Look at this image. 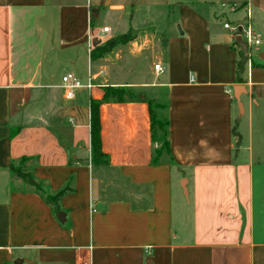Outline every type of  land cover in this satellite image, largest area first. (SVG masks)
Wrapping results in <instances>:
<instances>
[{
	"label": "crops",
	"instance_id": "obj_1",
	"mask_svg": "<svg viewBox=\"0 0 264 264\" xmlns=\"http://www.w3.org/2000/svg\"><path fill=\"white\" fill-rule=\"evenodd\" d=\"M66 73L92 88L67 97ZM105 86L147 96L101 103L96 165ZM161 92L174 161L155 164ZM23 157L49 192L70 182L56 208L13 179ZM0 264H264V0H0Z\"/></svg>",
	"mask_w": 264,
	"mask_h": 264
},
{
	"label": "trees",
	"instance_id": "obj_2",
	"mask_svg": "<svg viewBox=\"0 0 264 264\" xmlns=\"http://www.w3.org/2000/svg\"><path fill=\"white\" fill-rule=\"evenodd\" d=\"M132 36L129 33L120 35L113 39H110L104 46L99 47V52H104L111 49L118 43H124L130 40ZM248 61V57L245 55V51H241L240 60L237 64L238 82H242L240 74L242 73L245 64ZM253 64L263 66L262 63L253 61ZM127 99L145 100L146 98L141 92L135 91L130 86H105L104 95L101 99H92L91 101V147H92V161L96 165H107L109 163V156L102 149L101 142V117L100 106L105 101L123 102ZM150 111V129L151 138L153 142L158 143L162 141V146H158L153 151V163L158 164L162 161L173 162L174 158L170 148L169 132H168V116L167 114H159L158 108H161L159 104L153 99L147 100ZM167 104L163 105L166 109ZM28 157H23L18 162L11 163V174L13 179H21L23 184L37 192H39L43 198L55 208L58 206L60 200L67 193L72 191L70 182L63 188L55 193H51L45 188L44 184L37 180L33 174Z\"/></svg>",
	"mask_w": 264,
	"mask_h": 264
},
{
	"label": "built area",
	"instance_id": "obj_3",
	"mask_svg": "<svg viewBox=\"0 0 264 264\" xmlns=\"http://www.w3.org/2000/svg\"><path fill=\"white\" fill-rule=\"evenodd\" d=\"M225 28L232 29L233 31H237L236 27L232 26L230 22H226L224 24ZM110 27L105 26L102 30L103 34H109L110 33ZM247 43L249 45L251 44H259L260 43V38L258 34H254L251 32H248L247 34ZM89 44L92 46V35L89 36ZM154 68L156 71H163L164 67L162 66L161 63H157L154 65ZM92 78L89 79L87 83H84L80 78H78L75 74L73 73H66L62 77V87L66 91L67 97H72L74 94L75 89L77 88H83L86 87L88 89L92 88Z\"/></svg>",
	"mask_w": 264,
	"mask_h": 264
},
{
	"label": "rangeland",
	"instance_id": "obj_4",
	"mask_svg": "<svg viewBox=\"0 0 264 264\" xmlns=\"http://www.w3.org/2000/svg\"><path fill=\"white\" fill-rule=\"evenodd\" d=\"M98 22H97V25L98 26H101V25H103L104 23H106L105 22V20H104V18H100V19H98L97 20ZM110 25H112V22L111 21H107ZM142 95H145V96H147V94H145V93H141ZM165 96H164V93H159V95H158V97H157V104H159L160 106H161V108H158V112H159V114H162V115H164L165 114V109L163 108V105H164V103H165V98H164ZM158 144V146H162V141H160V142H158L157 143Z\"/></svg>",
	"mask_w": 264,
	"mask_h": 264
},
{
	"label": "water",
	"instance_id": "obj_5",
	"mask_svg": "<svg viewBox=\"0 0 264 264\" xmlns=\"http://www.w3.org/2000/svg\"><path fill=\"white\" fill-rule=\"evenodd\" d=\"M238 32H241V27L238 28ZM239 37H240V36H239ZM100 43H101V40L98 39L97 37H95V38L93 39V44H94V45H98V44H100ZM240 88H241V85H236V86H235V88H234V92H235L236 95L238 94V91L240 90Z\"/></svg>",
	"mask_w": 264,
	"mask_h": 264
}]
</instances>
